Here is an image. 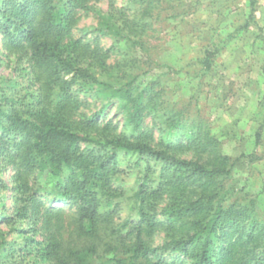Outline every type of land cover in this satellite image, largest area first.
I'll return each instance as SVG.
<instances>
[{"label": "trees", "instance_id": "16d2710c", "mask_svg": "<svg viewBox=\"0 0 264 264\" xmlns=\"http://www.w3.org/2000/svg\"><path fill=\"white\" fill-rule=\"evenodd\" d=\"M99 1L0 0V56L26 57L36 84L7 97L5 83L17 81L0 76V264H264V216L227 186L237 159L204 119L187 125L159 81L136 86L163 1L110 0L96 11ZM88 12L130 59L108 64L110 51L74 37ZM204 52L199 64L210 71L219 51ZM83 97L106 102L101 112L117 103L123 127L101 123V112L79 114ZM134 169L141 176L129 191ZM127 204L128 216L117 217Z\"/></svg>", "mask_w": 264, "mask_h": 264}, {"label": "rangeland", "instance_id": "374dc122", "mask_svg": "<svg viewBox=\"0 0 264 264\" xmlns=\"http://www.w3.org/2000/svg\"><path fill=\"white\" fill-rule=\"evenodd\" d=\"M162 1L164 10L156 26L158 32L147 44L150 59L146 53L139 52L141 58L136 66L141 75L136 86L142 90L159 81L161 85L157 89L164 91V100L187 111L184 120L187 125L203 119L209 123L223 153L237 159L227 181L229 188L240 192L234 198H253L259 215L264 216V0L258 1L255 18L250 23V0ZM123 3L124 0H118V5ZM109 4L110 0H100L96 11H107ZM97 27V13H82L74 37L90 40L110 51L108 64L114 65L121 58L130 59L128 45L123 43L117 54L113 40L96 32ZM216 48L219 52L212 69L203 70L199 61L205 57L204 51ZM10 60L0 56V76L17 82L15 85L7 81L3 94L14 97L29 93L36 85L31 63L26 57ZM84 101L79 114L87 117L101 112L106 103L91 97ZM99 119L101 123L112 121L120 129L124 123L117 103L101 112ZM145 125L159 135V126H153L151 117L145 119ZM260 128L261 138L257 140ZM251 154L255 157L252 162L247 158ZM128 158L120 162V170L125 169ZM140 176L139 170L134 169L127 177L125 185L129 191L137 186ZM46 182L41 181L43 187L52 189V183ZM69 208L64 220L70 227L74 211ZM129 208L127 204L117 217L126 218Z\"/></svg>", "mask_w": 264, "mask_h": 264}]
</instances>
